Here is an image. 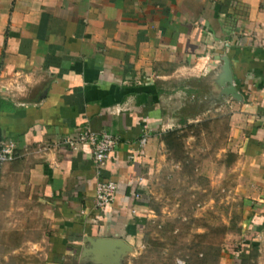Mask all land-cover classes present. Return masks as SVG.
Returning a JSON list of instances; mask_svg holds the SVG:
<instances>
[{
  "label": "crops",
  "instance_id": "crops-1",
  "mask_svg": "<svg viewBox=\"0 0 264 264\" xmlns=\"http://www.w3.org/2000/svg\"><path fill=\"white\" fill-rule=\"evenodd\" d=\"M199 88L225 101L224 150L250 199L241 243L264 264V0H0V139L16 151L0 163V218L38 231L49 264L90 237L129 243L166 106ZM84 127L120 139L99 168L65 143ZM107 179L117 191L97 209Z\"/></svg>",
  "mask_w": 264,
  "mask_h": 264
},
{
  "label": "rangeland",
  "instance_id": "rangeland-1",
  "mask_svg": "<svg viewBox=\"0 0 264 264\" xmlns=\"http://www.w3.org/2000/svg\"><path fill=\"white\" fill-rule=\"evenodd\" d=\"M204 96L201 88L185 91L183 101L166 106L162 147L147 169L146 206L130 248L104 261L86 242L61 264H240L250 199L239 191L234 154L224 150L225 101ZM22 225L21 218H0V264H49L42 235Z\"/></svg>",
  "mask_w": 264,
  "mask_h": 264
},
{
  "label": "built area",
  "instance_id": "built-area-1",
  "mask_svg": "<svg viewBox=\"0 0 264 264\" xmlns=\"http://www.w3.org/2000/svg\"><path fill=\"white\" fill-rule=\"evenodd\" d=\"M146 137L139 139V145L142 146ZM119 137L112 135L107 131L100 133L91 130L89 127L82 128L74 137H68L65 140L70 147L76 143L86 144L91 149L92 159L97 168L101 167L110 157L111 153L118 147ZM16 158L15 144L13 141H4L0 139V163L12 161ZM117 183L112 180H101L95 184L94 188V206L97 209H103L115 197Z\"/></svg>",
  "mask_w": 264,
  "mask_h": 264
},
{
  "label": "water",
  "instance_id": "water-1",
  "mask_svg": "<svg viewBox=\"0 0 264 264\" xmlns=\"http://www.w3.org/2000/svg\"><path fill=\"white\" fill-rule=\"evenodd\" d=\"M224 72L225 82L228 83L226 92L236 96L237 93L232 85L231 70L227 58L224 59ZM88 242L90 243L89 250L104 261H114L122 252L130 248L129 244L121 238L90 237Z\"/></svg>",
  "mask_w": 264,
  "mask_h": 264
},
{
  "label": "trees",
  "instance_id": "trees-1",
  "mask_svg": "<svg viewBox=\"0 0 264 264\" xmlns=\"http://www.w3.org/2000/svg\"><path fill=\"white\" fill-rule=\"evenodd\" d=\"M145 200V196L143 197ZM143 204L146 205V201H142ZM258 247L256 243H251L249 246V249L247 252L242 251L239 253V263L240 264H246L248 260H252V258H257L258 257Z\"/></svg>",
  "mask_w": 264,
  "mask_h": 264
}]
</instances>
